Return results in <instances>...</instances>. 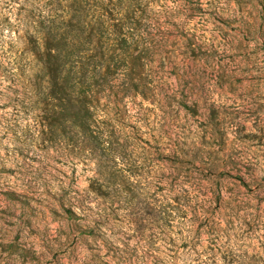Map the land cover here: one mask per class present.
Instances as JSON below:
<instances>
[{
    "label": "rangeland",
    "instance_id": "obj_1",
    "mask_svg": "<svg viewBox=\"0 0 264 264\" xmlns=\"http://www.w3.org/2000/svg\"><path fill=\"white\" fill-rule=\"evenodd\" d=\"M96 1L0 0V264H264V0H133L76 93Z\"/></svg>",
    "mask_w": 264,
    "mask_h": 264
},
{
    "label": "trees",
    "instance_id": "obj_2",
    "mask_svg": "<svg viewBox=\"0 0 264 264\" xmlns=\"http://www.w3.org/2000/svg\"><path fill=\"white\" fill-rule=\"evenodd\" d=\"M104 2L105 0H97L92 6L96 11L91 17L93 19L91 22L82 21L81 13L71 16L69 20L64 18L62 24H66L69 28L65 29L64 33L53 35L54 38L60 36L63 43L54 48L58 67L65 73L71 88L76 93H78L77 85L88 84L85 92L90 90L92 85L89 80L101 72L97 69L104 54L100 56V53L96 52L100 44L107 47L108 52H113L117 48L126 49L127 52L132 51L135 59L144 58L143 53L151 49L142 37L143 31L138 13L133 12L136 8L134 1L131 0L127 4L111 2V7ZM132 8L133 10H130ZM76 20L78 24L89 26V30L76 28ZM136 51L140 53L135 55ZM128 57L132 55L128 54ZM114 73L115 71H112V74Z\"/></svg>",
    "mask_w": 264,
    "mask_h": 264
}]
</instances>
